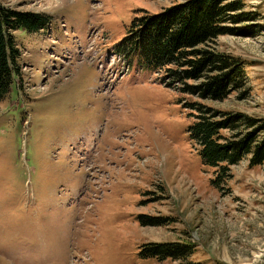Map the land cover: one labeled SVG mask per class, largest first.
<instances>
[{"label": "rangeland", "instance_id": "1", "mask_svg": "<svg viewBox=\"0 0 264 264\" xmlns=\"http://www.w3.org/2000/svg\"><path fill=\"white\" fill-rule=\"evenodd\" d=\"M233 2L234 35L202 49L239 61L246 80L213 101L183 93L206 77L173 83L113 55L137 20L178 0H0L51 18L15 33L21 70L0 100V264H264V164L245 157L216 188L190 135L215 116L191 108L200 105L213 120H254L240 136L264 138V0ZM152 244L195 253L141 258Z\"/></svg>", "mask_w": 264, "mask_h": 264}, {"label": "trees", "instance_id": "2", "mask_svg": "<svg viewBox=\"0 0 264 264\" xmlns=\"http://www.w3.org/2000/svg\"><path fill=\"white\" fill-rule=\"evenodd\" d=\"M179 3L162 14L144 16L137 20L126 39L116 52L131 61H136L147 72H165L166 79L185 82L189 79L206 77L200 87L184 84L183 93L200 95L204 99L224 101L231 90L241 88L246 80L244 68L232 57L202 49L217 38L234 35L227 27L232 16L241 11L238 2L230 0H178ZM251 15H241L235 22L251 21ZM51 18L32 12L8 9L0 3V100L11 91L20 74V51L15 33H36L46 29ZM214 74H216L214 76ZM168 83L165 82L167 86ZM172 84H168L171 87ZM192 110L210 114L200 116L190 128L192 139L200 148V156L206 166L216 170L212 184L220 188L229 179L230 169L250 157V166L264 164V138L259 141L257 132L240 136V126H253L254 120L243 115H225L221 121L211 109L192 105ZM254 127V126H253ZM264 128V125L261 129ZM224 131L237 133L235 140H228ZM147 223V222H145ZM153 226L162 225L159 220L149 219ZM195 253V247L184 244H152L143 248L141 258L161 261H187Z\"/></svg>", "mask_w": 264, "mask_h": 264}]
</instances>
